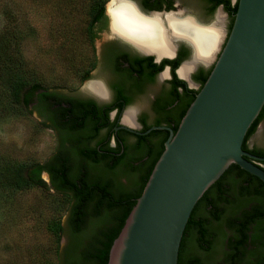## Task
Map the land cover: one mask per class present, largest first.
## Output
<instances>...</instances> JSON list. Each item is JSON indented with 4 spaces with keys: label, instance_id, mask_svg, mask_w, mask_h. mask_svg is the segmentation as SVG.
<instances>
[{
    "label": "trees",
    "instance_id": "obj_1",
    "mask_svg": "<svg viewBox=\"0 0 264 264\" xmlns=\"http://www.w3.org/2000/svg\"><path fill=\"white\" fill-rule=\"evenodd\" d=\"M107 1L89 0L86 37L93 54L94 40L98 36L96 26L98 30L106 26ZM237 3L238 0L233 5L229 1L225 4L226 11L232 17ZM0 5L11 9L10 5L13 4L10 0L7 3L0 0ZM231 25L232 21L230 27ZM22 36V30L18 29L11 31L8 39L0 38V73L4 77L9 106H33L40 116H43L42 100L46 87L32 82L21 70L23 57L19 45ZM141 62L145 63L149 78L169 65V82L173 87L174 96L179 99L187 96L182 107V116L212 68L211 66L205 71L200 69L199 74L194 75V79L200 83V87L194 89L189 88L186 81L177 76L176 68L181 62L180 57L163 58L156 63L153 56L149 55L134 59L132 64ZM94 64L95 59L91 68ZM35 97L37 103L33 105ZM263 113L264 105L249 127L242 144L244 149L262 156L264 149H249L247 140L254 133ZM53 126L58 139L55 153L44 162L0 163V189L44 187L47 183L42 174L47 172L49 186L56 192L65 193L70 197V242L64 251L66 264H107L110 247L136 198L141 194L151 169L163 150V144L160 146L159 143L156 153L146 150L145 175L134 182L136 176L133 166L129 165L126 170L119 168L124 162L123 153L119 154L121 142L117 139L116 144L110 146L108 136L105 140H96L98 129L102 127L97 124V120L91 127L75 123ZM176 128L177 126L174 131ZM140 137L143 139L146 135ZM93 140H96L95 144L91 142ZM140 142L142 143L140 140L136 141L135 144L138 151ZM142 156L143 151L140 153V157ZM122 178L125 181H122ZM210 221L215 223L212 228ZM225 228L231 232L227 234ZM52 230L59 240L61 223L56 222ZM215 244L226 246L222 251L224 264H241L242 261L247 264H264V183L236 164H231L195 204L184 229L177 264H205L196 251H202L207 257L214 256L219 250L217 246L215 250ZM248 245L253 247L246 252Z\"/></svg>",
    "mask_w": 264,
    "mask_h": 264
},
{
    "label": "water",
    "instance_id": "obj_2",
    "mask_svg": "<svg viewBox=\"0 0 264 264\" xmlns=\"http://www.w3.org/2000/svg\"><path fill=\"white\" fill-rule=\"evenodd\" d=\"M126 1L138 15H157L146 14L133 0ZM118 38L144 55H153L158 62L173 58L177 41L183 39L173 40L171 56H159ZM184 40L193 50L191 41ZM179 67L177 76L191 87L190 72L187 79L183 78ZM263 105L264 0H238L228 36L176 130L156 125L140 132L123 126L139 135L153 129H167L169 135L110 247L107 264H177L181 239L195 204L231 164L264 183V166L259 163L264 156L242 146Z\"/></svg>",
    "mask_w": 264,
    "mask_h": 264
},
{
    "label": "rangeland",
    "instance_id": "obj_3",
    "mask_svg": "<svg viewBox=\"0 0 264 264\" xmlns=\"http://www.w3.org/2000/svg\"><path fill=\"white\" fill-rule=\"evenodd\" d=\"M10 1L11 9L0 5V34L4 35L0 38L8 39L11 31L22 30L19 46L23 73L42 87L65 93L78 89L80 74L91 68L95 59L86 37L89 0ZM223 23L227 24L225 14ZM108 36V29L100 31L96 40L98 50ZM100 67L99 64L93 71V77L104 74ZM162 77L160 74L157 78L158 84ZM191 87L197 85L192 83ZM149 92L150 89L142 95L141 103H147ZM263 129L261 122L248 138V146L264 149ZM57 144L55 131L37 117L31 106H9L0 73V163L44 162L55 153ZM42 177L47 183L44 187L0 189V264H66L70 197L53 190L46 173ZM58 221L62 225L59 240L52 230ZM209 225L212 228L215 223L210 221ZM224 231L231 232L228 228ZM216 246L219 250L211 257L196 251L205 264H224L222 251L226 246L215 244V250ZM252 247L248 245L246 252Z\"/></svg>",
    "mask_w": 264,
    "mask_h": 264
},
{
    "label": "flooded vegetation",
    "instance_id": "obj_4",
    "mask_svg": "<svg viewBox=\"0 0 264 264\" xmlns=\"http://www.w3.org/2000/svg\"><path fill=\"white\" fill-rule=\"evenodd\" d=\"M133 1H135L140 7V9L146 14H150L153 12L157 15H161V17L164 18L166 14L172 13L166 16L165 24L159 16H153L158 17L159 24L167 30L168 27L171 28L168 24L167 17L172 16L176 24L179 25L182 23L181 27L177 32L182 35L181 37H186L189 41L191 40L190 36L193 38L194 36L190 34V29L188 32H184V30H181L183 29V22H187L189 24V27L191 26L193 28H197L199 32L202 31V33H200L199 35H195V41H197L198 38V40H201L207 45L212 44V47L210 51H208V48L205 49V46L200 48V55H207L208 57H210L215 48H218L213 54V59L209 62L208 65L200 64L198 63V61L202 60H198L195 62L194 66L189 70L193 82L197 85V87L194 89H198L200 87V83L194 79V75L199 74L198 72L200 69H203L205 71L213 65L220 49L222 48L228 36V33L231 28V21L233 22L232 18H234V15L232 17L226 11L225 4H227V1H229L230 4L233 5L236 3L237 0ZM127 3L132 7V9H134L131 3ZM106 9L107 6L105 4V14L107 16L106 26L100 30H98V26H96V29L97 35L100 33V31L108 29L109 36L104 39V41H102L99 50L98 46L96 45V40L98 39V36L95 38V64L92 68H89L80 74L79 88L75 89V91L73 92L66 93L62 91H57L53 88L44 89V92L46 94L42 100V105L44 109L43 116H40L37 109L33 106L32 107L34 112L37 114V117L42 122H44L46 126L55 131L56 137L57 131L55 130V128H53V125L55 124L72 125L75 123L77 125H87L88 127H91L92 125H94L95 120H97V124L99 126L101 125L102 127L98 129V136H96V140H98L99 138L105 140V138L108 136V142L110 146H114L116 144L117 139L121 142V151L119 152V154L123 153L124 162L119 165V168L126 170L129 165L133 166L132 169L136 176L133 181L135 182L137 180H140L141 177L143 178L145 175L147 159V156L145 154L146 150L150 153H156L159 149V143L161 146L167 139L169 135V130L153 129L146 134L139 135L123 128V126H129L140 132H143L151 126L156 125H164L174 130V127L178 125L182 117V107L186 103L187 96L183 97L182 99L176 98L174 96L172 90L173 87L169 82V80L171 79L169 65H166L168 66L167 70H164V67L161 71L157 72L156 74H152L151 78H149V76L146 74L144 62L135 65L132 64L134 59L149 55H144L138 50H136L130 43H127L126 41L118 37L111 36L109 23L110 19L106 13ZM219 12L222 13L223 16L225 14L227 24H224L223 21H218L217 14ZM151 17L152 16L141 18V20L144 21L137 22L135 27L145 24V21L153 23L154 19ZM196 22H199V24H204L205 26H207V28L200 27L196 24ZM125 29L128 30L129 28ZM208 31L216 33L217 37L211 38ZM221 32L222 36L220 39ZM118 35H122L129 41L136 44L140 49H143L129 36V34L123 33ZM164 44L165 46L158 47L156 48V50L160 51V49H163V47L168 49L167 43ZM193 46L195 56V43L193 44ZM151 51L153 52V50ZM192 56L193 50L190 45L184 39L177 41L176 55L173 58H181V62L179 63L178 67L182 66L184 64V61L191 60ZM193 59L191 61H193ZM153 61L159 63L161 60L158 62L153 56ZM99 64L101 65L100 71L104 74H97L95 77H93L92 73L94 70H96ZM139 69H141V71ZM189 72H187V75ZM160 74H163V77L161 84H158L157 78L160 76ZM92 82L100 84L103 87L105 94L102 95L96 90H94L90 86ZM148 89H150V95L146 100L147 103L143 104L141 103L140 99L142 95H144L148 91ZM38 92L39 90L36 91L35 94H37ZM36 103L37 98L35 97L33 105ZM261 122L264 124V113L263 117L257 124V127ZM144 135H146V138L141 139L140 136ZM96 140H93L91 142L95 144ZM139 140L142 141V143L140 142V147L138 151L135 144L136 141ZM247 147L249 149H256V147H250L248 145ZM142 151L143 156L140 157V153H142ZM259 163L264 166L263 161ZM44 173L48 175L47 172ZM122 181H125V179L122 178ZM256 183L258 184V182Z\"/></svg>",
    "mask_w": 264,
    "mask_h": 264
},
{
    "label": "bare ground",
    "instance_id": "obj_5",
    "mask_svg": "<svg viewBox=\"0 0 264 264\" xmlns=\"http://www.w3.org/2000/svg\"><path fill=\"white\" fill-rule=\"evenodd\" d=\"M107 14H108V16L110 18V30H111L110 34H111V36H115V37L117 36V37H121V38L127 39V38L123 37L122 35L119 36L118 34H123V33L129 34V36L140 47H142L144 50H146V51L153 50V52H156L159 56H171L172 55V52H169V51H172V45H173L172 43H173L174 39H176V38L187 39L186 37H181L182 35L179 32H177L179 30V28L181 27L182 23L179 24V25L176 24V22H175V20L173 19L172 16H168L167 18H168L169 26L174 31L171 28H169V27H168V30H167V29H165L164 27H162L159 24V22H158L159 18L156 17V16H159L160 19L165 24L166 16L168 14H172V13L166 14L164 18L161 17V15L153 16L155 14H151L149 16H141V15H138V13H136V10L132 9V7L126 1H123V0H112L111 2H109L107 4ZM150 16H152L151 18L154 19L153 23L149 22V21H145L146 22L145 24L139 25L138 27H135L137 22L144 21V20H141V18L150 17ZM223 17L224 16H223L222 13L219 12L217 14L218 21L222 22L223 21ZM200 27H202V26H200ZM125 28H129V29L127 30ZM182 28L183 29H181V30H184V32L185 31L188 32L189 29H190L191 30L190 34H192L194 36V38H195V35H199L200 33H202V31L199 32L197 30V28H193L191 26L189 27V24L187 22H183ZM205 28H207V27H205ZM208 33L211 36V38L212 37H217L216 33L212 32V31H208ZM221 36H222V32H221V35H220V39H221ZM194 38L190 36V39L195 43V47H196V55L194 56V46H193V56H192V59L194 57L193 61H191L192 59L191 60H187V61H190V62L184 61L183 62L184 64L182 63L183 65L181 64L182 66H180L179 69H178V74L181 77L184 76L183 78H186V79L188 77L187 72H189V70L194 66L196 61L202 60V61H198V63H201V62L202 63H208V62H210L213 59V54L218 49L216 47L215 50L212 52L210 57H208L207 55H200L201 54L199 52L200 48L205 46V49L208 48V51H210L211 47H212V44L211 45H207V44L203 43L201 40H198V38H197V41H195ZM220 39H219V42H220ZM192 41H191V43H193ZM131 43H133V42H131ZM164 43H167V48L168 49L163 47V49L161 48L160 51H157L156 48L165 46ZM159 52H161V53H159ZM167 54H169V55H167ZM90 86L94 90L99 92L100 94H102V95L105 94L104 93L105 91H104L103 87L100 84H98L96 82H94V83L92 82L90 84Z\"/></svg>",
    "mask_w": 264,
    "mask_h": 264
}]
</instances>
